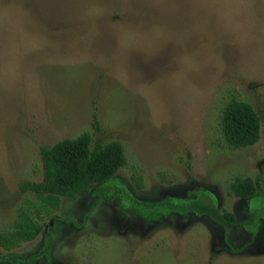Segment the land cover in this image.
Returning <instances> with one entry per match:
<instances>
[{
  "label": "rangeland",
  "instance_id": "1",
  "mask_svg": "<svg viewBox=\"0 0 264 264\" xmlns=\"http://www.w3.org/2000/svg\"><path fill=\"white\" fill-rule=\"evenodd\" d=\"M233 100L264 108V0H0V256L32 258L48 234L50 264H264V220L245 230L250 203L231 190L259 174L264 126L231 148ZM86 133L123 146L115 178L137 199L205 190L238 226L146 222L90 193L43 208L21 191L43 178L41 147ZM20 209L43 229L32 240L12 236Z\"/></svg>",
  "mask_w": 264,
  "mask_h": 264
},
{
  "label": "trees",
  "instance_id": "2",
  "mask_svg": "<svg viewBox=\"0 0 264 264\" xmlns=\"http://www.w3.org/2000/svg\"><path fill=\"white\" fill-rule=\"evenodd\" d=\"M94 127L98 130V118L94 116ZM264 126V108L261 114L245 102L231 101L222 116L221 129L228 145L234 149L255 145ZM43 178L40 182H26L20 186L22 192L34 193L42 207L58 209L62 198H74L90 193L97 201L116 202L124 214H136L146 222H157L173 215L205 216L215 224L229 229L238 226L235 220L222 214L213 195L205 190L195 192L192 197H166L158 202L137 199L115 175L124 165V149L119 142L104 144L86 133L77 139L63 140L53 146L40 148ZM233 194L250 203L247 221L241 226L256 235L264 220V164L255 178L236 179L231 186ZM43 229L20 209L14 223L13 238L29 241L36 238ZM3 238L0 237V243ZM52 238L45 234L44 245L32 258L25 260L15 256L2 257L0 263L29 264L33 259L45 257L51 263Z\"/></svg>",
  "mask_w": 264,
  "mask_h": 264
}]
</instances>
